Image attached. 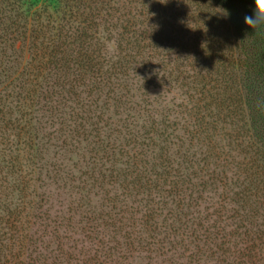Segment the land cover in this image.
Masks as SVG:
<instances>
[{
	"label": "trees",
	"instance_id": "1",
	"mask_svg": "<svg viewBox=\"0 0 264 264\" xmlns=\"http://www.w3.org/2000/svg\"><path fill=\"white\" fill-rule=\"evenodd\" d=\"M254 9L255 0H0V264H116L120 246L100 240L79 257L72 252L76 246L63 240L57 239L56 249L45 246L42 237L62 225L47 223L50 209L35 189L42 153L56 133L90 142L96 155L114 151L99 126L110 108L143 121L137 132L142 141L134 140L129 155L132 165L146 166L140 156L149 153L160 171L149 172L155 178H141L137 170L132 175L155 189L161 181L176 211L148 209L137 220L144 230L126 232L125 245L149 255H177L181 262L170 264H264L260 187L244 185L242 171L234 172L219 147L210 159L224 163L212 170L209 154L198 171L179 152L180 161L171 159L168 147L184 144L178 124L144 116L151 103L142 92L141 103L135 99L136 91L155 89L160 80L176 82L187 88L200 120V129H183L191 141L202 142L203 133L239 111L264 147V25L251 29L244 22ZM111 40L114 57L106 49ZM222 109L223 115L216 112ZM216 184L225 193L221 204L200 214L198 189L216 192Z\"/></svg>",
	"mask_w": 264,
	"mask_h": 264
},
{
	"label": "rangeland",
	"instance_id": "2",
	"mask_svg": "<svg viewBox=\"0 0 264 264\" xmlns=\"http://www.w3.org/2000/svg\"><path fill=\"white\" fill-rule=\"evenodd\" d=\"M102 35L108 36L104 32ZM106 49L110 56L118 55L117 46L113 40L106 42ZM162 81L164 80L158 81V87L155 89L150 88L147 91L144 88L141 91H136L137 98L135 99L141 103L140 94L142 92L144 93L143 97L148 103H151L147 106L150 111L144 113V116L145 114L153 115L155 119L164 117L166 125L169 126L174 123L178 124L180 130L176 134L182 137L184 144L180 149H178V145L168 147V156L175 161H180L177 153L179 152L181 156H185V159L193 161L194 168L198 171L196 165L203 166L204 160L208 161V154L210 159V154L214 151L212 148L219 147L215 150L228 153L227 159L234 172L242 171L244 185L260 187L261 191H256L258 193L256 199L260 201L257 210L264 214V174L259 168L261 166L264 169V147L251 136L245 115L237 111L231 114L230 119L225 118V123L217 124L216 131L209 130L203 133L200 138L202 142L195 139L191 141L189 134H185L183 129L185 127L191 131L200 129V126L197 125L200 120L196 118L197 115L195 116L193 110L195 103H192L190 96L186 94V87H181L176 82L165 83ZM118 110L110 108L102 117L104 121L99 123V126H103L101 138L105 143L109 141L110 145L115 147L113 152L106 150V152L102 151L96 155L93 150L94 146L90 142L80 140L81 138L79 142L75 137L71 138L69 135L61 137L60 133H56L55 136L58 138L52 139L43 151L42 164L40 169L35 172V178H39V181L35 182V189L43 200L44 208L50 209V219L47 223L52 225V222L56 221L62 225L53 236L42 237L44 245H50L51 249H56L58 240H63V243L76 246L77 249L72 252L79 257L80 251L92 253V249L97 247L100 240L110 247L120 246L114 251L113 258L117 260L116 264L181 262L177 255L168 254L163 257L149 255L143 251H135L137 245L133 248L130 245L128 247L125 245L127 242L124 237L126 232L144 230L137 220L140 221L148 209H154L163 215L170 212L173 216L176 215V211L169 193L165 191L167 187L161 181H156L159 187L155 189L154 186L146 185L144 180L137 183L136 177L132 175L134 170H137L141 178L147 175L155 178L149 172L160 171V169L152 167L154 155L149 153V155L140 156L143 162H148L146 166V163H143V167L132 165L130 156L133 151L131 148L135 139L142 141L137 136V132H142L138 126L143 121L131 111ZM216 112L221 115L225 113L223 109ZM222 118L224 117L222 116ZM52 131L53 129H46L48 133ZM167 131L172 132V128L167 126ZM175 142L182 144L179 140H175ZM136 151L145 152V149L142 150L139 147ZM210 161V170L214 168L212 164L223 165L224 163V161H218L215 158ZM248 161H250L249 169L245 167ZM157 162L155 161V163ZM235 166L242 167V170ZM94 167L96 171L92 173ZM90 173H92V178L89 176ZM128 173L131 175L128 176ZM212 187L217 188L216 192L210 191V189L208 191H204L202 188L198 189L203 197V202L197 207L200 214L205 215L207 207H211L210 211H212L222 202L225 193L221 190L220 185L216 184ZM231 206L227 208L230 209ZM254 208L255 204L252 206V209ZM262 220L261 218L253 219L258 223ZM135 221L136 223H134ZM49 231L52 230L41 229L40 234ZM65 235L69 238L63 239L62 237ZM147 236L144 234V237ZM180 254L181 252H179Z\"/></svg>",
	"mask_w": 264,
	"mask_h": 264
},
{
	"label": "clouds",
	"instance_id": "3",
	"mask_svg": "<svg viewBox=\"0 0 264 264\" xmlns=\"http://www.w3.org/2000/svg\"><path fill=\"white\" fill-rule=\"evenodd\" d=\"M244 22L251 29L264 25V0H255V9L252 15H246Z\"/></svg>",
	"mask_w": 264,
	"mask_h": 264
}]
</instances>
